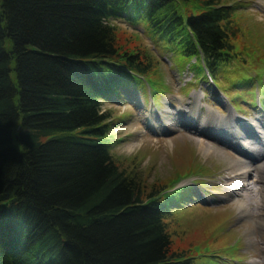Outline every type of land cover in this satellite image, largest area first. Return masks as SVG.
I'll return each instance as SVG.
<instances>
[{"label": "trees", "instance_id": "1", "mask_svg": "<svg viewBox=\"0 0 264 264\" xmlns=\"http://www.w3.org/2000/svg\"><path fill=\"white\" fill-rule=\"evenodd\" d=\"M235 13L212 0H0V264H192L171 250L176 201L144 194L110 153L102 103L153 67L109 22L142 17L153 42L216 77Z\"/></svg>", "mask_w": 264, "mask_h": 264}, {"label": "rangeland", "instance_id": "2", "mask_svg": "<svg viewBox=\"0 0 264 264\" xmlns=\"http://www.w3.org/2000/svg\"><path fill=\"white\" fill-rule=\"evenodd\" d=\"M212 2L237 11L230 27L232 62L214 81L199 79L191 67L195 60L189 61L174 49L153 44L147 21L142 17L132 21V26L113 19L110 23L116 30L117 46L143 49L153 68L141 78H132L133 91L122 90L120 95L103 102L101 110L110 122L106 137L114 162L120 170L136 176L144 194H158L180 185L188 188L186 192L166 193L177 202L165 219L172 252L190 259L192 264H248L257 254L264 257V229L253 232V219L236 215L233 202L218 185V179L225 174L226 162L245 158L234 143L239 146L241 140L233 138L237 137L241 123L233 124L229 112L246 122L245 128H254V132L257 129L251 128V120L256 116L264 120V4L261 0ZM193 96H199V100L195 101ZM179 101L185 104V114L191 121L212 135L221 130V139L229 145L211 141L190 126L180 124L162 133L151 131L148 119L157 113L164 117L163 111H173ZM200 141L219 144L225 153H220L223 161H205L198 151ZM190 147L200 160L196 164H204L210 170L190 165ZM229 207L235 214H212ZM247 239L256 240L258 245L248 247Z\"/></svg>", "mask_w": 264, "mask_h": 264}, {"label": "bare ground", "instance_id": "3", "mask_svg": "<svg viewBox=\"0 0 264 264\" xmlns=\"http://www.w3.org/2000/svg\"><path fill=\"white\" fill-rule=\"evenodd\" d=\"M264 4V0H261ZM195 101L199 100V96H193ZM174 100L179 98L174 97ZM168 104V103H167ZM185 104L179 101V106L173 111L164 110V117H160L157 113L155 117L148 119V124L151 127V131L162 133L165 129H174L178 124L182 126H190L195 131L203 134L207 139L217 142L223 146H227L226 140L221 139V130L214 131L215 134H210L209 130L202 128L191 121L185 114L187 113ZM178 116V117H177ZM228 117L233 121V124L240 125L241 129L237 131V137L233 138L235 141H240L239 146L236 142L235 145L239 149V153L243 155V159H231L226 162L227 168L225 174L221 176L218 181V185L223 188L227 196L231 198L236 211V215L239 218L253 219V232L259 229H264V120L261 116H256L251 120V128L257 129L254 133V129L246 127V122L238 120L229 112ZM163 121L164 123H160ZM220 133V134H219ZM233 142V141H232ZM211 144L210 142L200 141L198 144L199 154L204 158L205 161L213 160L216 158L218 161H223L221 154L224 153V149L219 144ZM233 143V145H234ZM135 146V145H134ZM192 150L191 156L193 160H190V165H196L203 168L205 171L210 170L208 167H204V164H196L200 160L196 157V152ZM250 152L252 154H250ZM185 155H189V151L186 148L184 151ZM204 162V161H203ZM225 162V161H224ZM257 163V164H255ZM231 205V206H232ZM219 210V209H218ZM234 213L231 207L221 208L220 212H212V214L218 213ZM208 214V213H207ZM235 214V213H234ZM248 247L251 245L257 246V241L246 240ZM264 254V249L262 250ZM248 264H264V257H259L257 254L256 258L249 260Z\"/></svg>", "mask_w": 264, "mask_h": 264}]
</instances>
